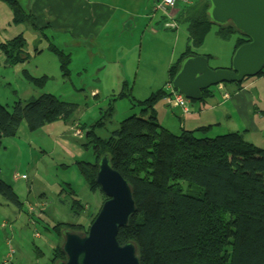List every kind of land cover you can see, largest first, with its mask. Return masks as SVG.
Wrapping results in <instances>:
<instances>
[{
    "label": "trees",
    "instance_id": "16d2710c",
    "mask_svg": "<svg viewBox=\"0 0 264 264\" xmlns=\"http://www.w3.org/2000/svg\"><path fill=\"white\" fill-rule=\"evenodd\" d=\"M7 1L15 24L34 25L35 18L17 0ZM177 6V21L188 24V44L170 66L168 83L182 59L196 53L193 48L202 45L214 24L207 0L179 2ZM215 25L223 39L234 32L240 34L234 51L248 41L231 23ZM25 45L23 34L2 43L7 63L26 62L29 57ZM50 49L60 57V68L68 73L71 55L54 44ZM24 72L32 82L44 78ZM257 76H264V70ZM210 92L211 89L203 90L199 101L209 97ZM171 93L161 87L145 100H138L148 117L134 114L120 120L107 138L96 132L103 124L100 119L91 126L77 127L87 131L84 145L92 147L95 156L94 162L78 161L89 189L101 192L102 206L107 197L96 182V174L100 158L108 155L112 167L132 187L136 204L127 225L119 228L117 240L120 244L134 242L141 264H264V148L249 141L245 131L211 135L212 126L208 125L172 132L157 122L155 113L158 100ZM76 109L75 104L50 93L26 103L16 101L10 108L0 103V149L4 138L17 134L22 120L34 131L46 123L68 119ZM182 180L197 189V194L184 192ZM0 194L22 205L12 186L1 177ZM74 201L78 213L84 205L79 199ZM101 206L90 215V223ZM54 229L61 235L63 231L87 232L88 228L79 223L57 222ZM62 243L63 238L50 264L66 259Z\"/></svg>",
    "mask_w": 264,
    "mask_h": 264
},
{
    "label": "rangeland",
    "instance_id": "374dc122",
    "mask_svg": "<svg viewBox=\"0 0 264 264\" xmlns=\"http://www.w3.org/2000/svg\"><path fill=\"white\" fill-rule=\"evenodd\" d=\"M20 1L28 4L27 0ZM12 18L9 2L0 0V43L23 34L29 58L11 65L0 49V103L10 108L16 101L26 103L50 93L77 106L68 119L46 123L34 131L22 120L17 134L4 138L0 149V177L12 186L22 203L18 206L0 194V264H50L65 232L59 235L54 225L79 223L88 228L90 215L103 201L100 191L89 189L78 166V161L94 162L92 147L84 145L85 131L84 138L73 132L80 125L88 127L100 119L103 124L96 132L107 138L120 120L134 114L148 117L137 101L165 87L168 68L188 44V24L175 19L174 29L167 27L170 19L158 26L145 18L140 27L141 20L130 17V29L117 33V37L112 33L111 39L125 40L128 35L134 48L120 49L118 57L107 56L105 63L99 57L102 51L94 52L92 40L85 43L72 39L57 29H47L44 37L32 25L15 24ZM218 29L213 24L202 45L193 48L199 55H211L208 65L213 69L231 67L234 46L240 37L234 32L223 39ZM51 44L71 53L68 73L60 68V57L50 49ZM24 70L44 78L32 82ZM222 84L225 89L235 85ZM218 86L210 89L223 93ZM179 109L171 112L166 98H161L155 105L157 122L174 133L180 132L184 121L177 113ZM210 134L216 135L214 131ZM15 172L25 174L27 179H12ZM181 186L184 192L197 194L188 181L182 180ZM75 199L84 205L78 213ZM28 204L35 207L33 214L28 212ZM11 247L14 253L8 257Z\"/></svg>",
    "mask_w": 264,
    "mask_h": 264
},
{
    "label": "water",
    "instance_id": "95a60500",
    "mask_svg": "<svg viewBox=\"0 0 264 264\" xmlns=\"http://www.w3.org/2000/svg\"><path fill=\"white\" fill-rule=\"evenodd\" d=\"M214 24L231 23L248 41L233 52L232 65L213 69L205 54L190 53L171 81L173 89L199 101L203 90L220 83L242 82L264 70V0H207ZM96 182L107 199L87 232L65 231L62 249L66 259L57 264H141L134 242L120 244L118 230L136 212L132 187L112 167L108 155L99 160Z\"/></svg>",
    "mask_w": 264,
    "mask_h": 264
},
{
    "label": "crops",
    "instance_id": "0c3cea01",
    "mask_svg": "<svg viewBox=\"0 0 264 264\" xmlns=\"http://www.w3.org/2000/svg\"><path fill=\"white\" fill-rule=\"evenodd\" d=\"M17 1L35 18V23L32 26L36 32L45 37L47 29H57L68 33L72 39L77 38L85 43L92 40L93 47H95L94 52L97 53L98 50H101L102 54L99 57L105 63L107 56L118 57L120 49L134 48L128 35L125 40L111 39L112 33L117 37V33L127 32L130 29L128 22L130 17H138L141 20L140 27L145 18L158 26L164 22L167 23L168 19L162 14L151 16L152 8L157 0H27V5H24L20 0ZM179 6L172 12V19L175 22H177L175 19L180 10ZM176 27L177 25L173 28ZM150 28L153 30V27ZM6 41L1 42L0 45ZM67 53L71 55L70 52ZM206 55L210 54L206 53ZM209 58L211 59V56ZM255 77L257 78L252 80L248 79L253 77H248L241 84L233 83L235 85L232 88L226 87L227 90L224 85L222 92L229 93L228 98H224L220 91L215 93L211 90V95L204 101H198V105H191L188 116H183L179 109L177 113L182 115L181 118L184 121L181 128L194 129L198 126L210 125L212 126L210 133L214 131L216 135L237 130L245 131L249 141L264 147V76ZM169 85L170 83L167 82L166 90ZM166 104L168 105L167 97ZM176 108L179 107L169 106L171 112H175ZM186 124L190 127H187ZM13 175L12 179L16 180ZM8 241L9 239H7V243Z\"/></svg>",
    "mask_w": 264,
    "mask_h": 264
},
{
    "label": "built area",
    "instance_id": "2783aa9c",
    "mask_svg": "<svg viewBox=\"0 0 264 264\" xmlns=\"http://www.w3.org/2000/svg\"><path fill=\"white\" fill-rule=\"evenodd\" d=\"M179 2H182L184 4H190L192 1L191 0H157L154 7L152 8V15L155 14H162L165 15L166 17H168V19H170V21L167 23V26L170 28H173L176 26V22L172 19V12L174 9H176L177 5ZM218 88L220 90L224 89V84L220 83L218 84ZM169 91H172L171 95L167 96V101H168V105L171 107H179L182 111V115L183 116H188V114L190 113V107L191 105H189V103L191 104V100H189L188 98H186L183 94L177 92L175 89H173L172 85L170 84L167 88ZM223 97L224 98H228L229 97V93L227 92H223ZM84 131L85 130H80V129H76L73 134L74 135H79L81 137L84 138ZM84 143H86V140L84 138ZM13 177L15 179L17 178H22L25 179L26 176L25 175H19L18 173H15L13 175ZM27 210L30 213L35 212V207H33L32 205L27 206ZM14 253V249L11 247L9 249L8 252V257L10 255H12Z\"/></svg>",
    "mask_w": 264,
    "mask_h": 264
},
{
    "label": "clouds",
    "instance_id": "9594fccd",
    "mask_svg": "<svg viewBox=\"0 0 264 264\" xmlns=\"http://www.w3.org/2000/svg\"><path fill=\"white\" fill-rule=\"evenodd\" d=\"M171 84V83H170Z\"/></svg>",
    "mask_w": 264,
    "mask_h": 264
}]
</instances>
